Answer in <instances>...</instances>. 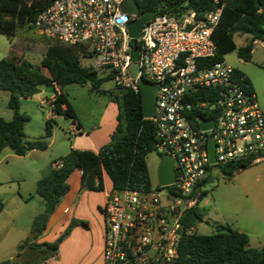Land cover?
Listing matches in <instances>:
<instances>
[{
	"label": "built area",
	"instance_id": "built-area-1",
	"mask_svg": "<svg viewBox=\"0 0 264 264\" xmlns=\"http://www.w3.org/2000/svg\"><path fill=\"white\" fill-rule=\"evenodd\" d=\"M125 1L54 0L29 26L91 59L85 67L110 76L115 91L140 93V78L157 86L154 114L147 120L154 126L156 153L172 163L174 182L107 192L102 260L178 264L181 219L210 192L211 173L264 160V113L244 74L224 60L208 63L216 52L212 32L221 8L200 17L194 11L179 16L162 11L133 40L126 26L137 16L122 11ZM131 64L138 71L129 77ZM202 121H212V128L203 129ZM77 133L72 125L69 135ZM209 141L214 145L213 163Z\"/></svg>",
	"mask_w": 264,
	"mask_h": 264
},
{
	"label": "trees",
	"instance_id": "trees-1",
	"mask_svg": "<svg viewBox=\"0 0 264 264\" xmlns=\"http://www.w3.org/2000/svg\"><path fill=\"white\" fill-rule=\"evenodd\" d=\"M53 1L0 0V35L10 39L18 29L32 28L29 23ZM135 3L141 12H152L154 15L169 11L179 16L182 12L194 11L200 17L221 8L219 21L212 32L216 52L208 61L209 64L223 61L226 55L236 50L235 35L250 37L237 50L238 58L244 62L251 60L256 41L264 43V0H217V3L214 0H135ZM79 55L76 48L53 45L47 48L41 68H33L25 60H0V91L9 93L8 108L13 112L10 121L0 117V154L6 148L16 156L47 148L46 139L51 136L50 122H46L43 137L27 141L23 130L28 117L19 112V101L38 94L39 86L43 84L59 88L58 94L55 91L52 109L56 115L68 117L73 122L77 118L61 91L65 86L89 85L94 93L108 94L118 107L117 125L109 143L97 152L71 149L66 155L51 161L47 172L36 182L35 194L42 200V211L32 220L34 239L43 235L50 216L69 190L67 179L77 169L82 172L81 187L92 191H103L104 174L111 181V190H148L153 186L146 157L156 152L154 126L142 117L140 93L125 89L117 92L101 90L102 85L109 82L111 77H103L81 65ZM62 106H65L64 110ZM76 126L79 128V123ZM246 167L230 166L224 174L232 176V169L238 172ZM203 221L204 215L199 207L183 215L178 264H264V249L252 248L245 233L227 224H215L211 235L193 233L196 224ZM184 231L189 233L185 234ZM62 239L60 237L52 243L34 245V252L42 254L40 261L35 264L53 258ZM27 245L25 242L18 249L23 250ZM0 264L23 263L8 260Z\"/></svg>",
	"mask_w": 264,
	"mask_h": 264
},
{
	"label": "rangeland",
	"instance_id": "rangeland-1",
	"mask_svg": "<svg viewBox=\"0 0 264 264\" xmlns=\"http://www.w3.org/2000/svg\"><path fill=\"white\" fill-rule=\"evenodd\" d=\"M249 40L250 37L247 35H235L236 50L226 55L224 61L249 79L254 91H257V102L260 109L264 112V43L259 41L254 43L249 62L242 61L237 55L238 48L244 46ZM53 45L63 46L57 40L41 35L35 29H18L10 39L0 35V60H25L33 68H41L47 48ZM79 56L83 66H87L92 61ZM137 71L138 67L131 64L127 74L129 77L135 76ZM43 72L47 73L44 69ZM100 89L117 92L111 82L104 83ZM55 91H59V88L43 84L39 86L38 94L19 101V112L28 117V122L23 130L27 141H34L43 137L46 131V122H50L51 136L46 139L47 149L44 151L33 150L25 156H16L6 148L0 154V201L2 203L0 258L15 250L16 255L11 257L10 261L18 256L24 259L26 264H35L41 259L40 252H34L36 249H33L34 245L40 243L33 241L31 232L33 218L42 211V200L35 194L36 180L40 176L39 166L48 162L50 158L55 160L64 156L68 149L79 148L78 146L85 143L88 131L92 128L105 127V122L112 121V117L114 120L116 113L115 105L111 106V103L114 102L108 94L94 93L90 90L89 85L65 86L61 91H63L68 104L85 131L81 135L70 136L72 119L63 115H56L50 106L49 100L52 95H55ZM9 97L8 92L0 91V117L5 121H10L13 117V112L8 108ZM117 115L115 119H117ZM159 159L160 157L156 152H151L146 157L152 183L156 181ZM73 177L72 174L69 176L70 179L68 178L69 181L67 179L69 187L74 184ZM78 184L81 187V179H79ZM263 185L264 160L235 172L232 176H226L219 169L214 170L208 183L210 192L199 205V209L204 215V221L197 223L192 232L198 235H211L214 232L213 226L217 223L227 222L230 224L231 220L236 217L241 220L242 216L246 217L248 221L250 217L255 219L256 212H262L264 209L250 208L248 203L264 201V191L261 187ZM81 191L84 193L94 192V198L100 200L101 208H104L105 201L103 202L102 191H92L83 187H81ZM102 216L105 234V219L103 214ZM80 224V221L74 220L56 240L62 237L63 241L71 230ZM25 242L28 245L23 250H19L17 246ZM255 248L259 249L257 246Z\"/></svg>",
	"mask_w": 264,
	"mask_h": 264
},
{
	"label": "crops",
	"instance_id": "crops-1",
	"mask_svg": "<svg viewBox=\"0 0 264 264\" xmlns=\"http://www.w3.org/2000/svg\"><path fill=\"white\" fill-rule=\"evenodd\" d=\"M59 92L60 91H56L57 94ZM253 92L255 93L257 100V91H254L253 89ZM55 96L56 94L52 95L49 101L52 102ZM111 106L112 107L114 106V108L116 109L114 120L111 113L112 121L105 122L104 124L105 127L101 126L99 128H92L86 134L85 143H82L80 146H78L79 148H75L73 147V145H71V147L77 150H91L93 152H97L102 146H104L109 142L110 136L116 126L115 117L117 115V110H118L116 103H111ZM61 109L64 110L65 106H62ZM76 123H79V128L76 126ZM72 125L77 127L78 135H81L85 132L83 126L81 125L78 119L76 122L72 121ZM69 151L70 149H68L65 152V155ZM51 161L53 160H51L50 158L48 162H44L42 165L39 166L38 171L40 172V176L39 178H37L36 182L38 181V179L43 177V175L47 172L48 166L51 163ZM72 174L74 176L73 177L74 184L69 187L67 194L63 197V199L61 200L60 204L57 206L54 213L50 216L43 235H41L37 239H33V241H36L38 243H51L56 240V238L66 229V227L71 222L77 220L80 221L81 224L75 226L71 230L69 235L61 242L57 254L53 258L43 261L42 264H103L102 252H103V240H104L103 239L104 221L102 216L103 211L101 208L102 204L100 200L94 198L95 196L94 192L84 193L81 191V187L78 184L79 179H81V174H82L81 170L77 169ZM261 187L263 188L264 191V185ZM111 188H112L111 181L104 174L103 191H102L103 199H104L103 202L106 201V194L108 191L111 190ZM248 205L250 206V208L253 209L255 208L256 209L260 208L261 210L262 208L264 209V201L250 202L248 203ZM256 217L255 219H252L250 217L249 221L246 217L243 216L241 217V220L237 219L236 217L233 220H231L230 224H228L227 222H223L220 224H227L230 227L232 225L231 228H234L239 232H243L249 237L250 246L252 248H255V246H257L259 249L257 248L255 249L263 250L264 249V210H262V212L257 211ZM32 237L34 238L33 235ZM254 243L256 244L254 245ZM18 247L19 246H17V248ZM14 255H16V252L15 250L14 251L12 250L11 252L7 253L3 258H0V263L10 260L11 257H13ZM23 261L18 263L26 264V262Z\"/></svg>",
	"mask_w": 264,
	"mask_h": 264
},
{
	"label": "water",
	"instance_id": "water-1",
	"mask_svg": "<svg viewBox=\"0 0 264 264\" xmlns=\"http://www.w3.org/2000/svg\"><path fill=\"white\" fill-rule=\"evenodd\" d=\"M121 9L124 13H129L137 16L136 19H133L127 24V31L129 37L135 40L138 37L140 30L143 25L154 18V14L152 12H141L138 6L135 3V0H127L125 1ZM137 47L136 43L133 42V56L132 61H137ZM139 87H140V95H141V108H142V117L143 119H150L154 114L155 108V96L157 92V86L145 80L144 78L139 79ZM213 126L212 121H202L201 127L203 129H210ZM208 153L210 162H215L214 157V145L212 141L208 143ZM156 181L159 186H167L174 182V170L172 167V163L168 157H160L159 164L156 169ZM23 259L20 257H14L11 262H22Z\"/></svg>",
	"mask_w": 264,
	"mask_h": 264
}]
</instances>
